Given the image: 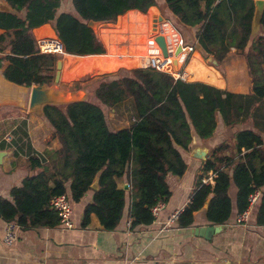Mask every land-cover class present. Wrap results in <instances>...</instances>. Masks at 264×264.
<instances>
[{
	"label": "trees",
	"instance_id": "trees-1",
	"mask_svg": "<svg viewBox=\"0 0 264 264\" xmlns=\"http://www.w3.org/2000/svg\"><path fill=\"white\" fill-rule=\"evenodd\" d=\"M6 1L12 11H0V29L5 31L0 35V67H4L7 81L15 85L30 89L34 84L54 82L58 57L40 54L33 34L35 28L53 24L67 54L105 57L109 53L98 34L88 27L90 20L115 23L120 15L137 10L142 14L130 12L128 17L120 18V26L134 24L145 35L144 22L149 23L157 14L155 6L165 12L164 3L181 23L199 27L200 47L213 55L218 64L232 49L242 55L253 84L248 95L206 84L205 73L215 67L207 66L201 55L193 52L185 69L191 71L190 80L194 82L175 80L152 67L138 68L122 75L100 76L95 95L103 106L89 100L46 106L45 119L60 148L37 153L29 140L27 122H21L14 130L15 154L25 159L30 170L40 171L11 190L13 201L0 198L1 216L23 229L58 226L59 216L50 206L52 196L67 193L73 202H79L96 179L99 188L85 208L84 226L94 213L105 230L116 229L128 192L132 227L152 224L155 217L151 208L159 201L167 202L172 195L168 173L180 177L186 171L180 148L190 149L193 132L201 139H209L217 127V114H221L226 125H233L240 117L255 114L257 104L264 101V34L252 38L255 0H73L79 17L58 13L61 0ZM261 24L264 29V14ZM160 27L174 49L176 39L171 27L166 23ZM109 32V27H104L101 36L106 43L115 44ZM186 55L187 50L183 52ZM142 57L126 56L91 69L112 72L120 67L136 68L142 65ZM180 66L179 63V69ZM211 80L216 81L215 75ZM128 100L134 108L131 124L113 130L106 109ZM235 138L236 159L224 155L227 146L222 145L205 161L204 172L212 170L216 174L214 185L203 183L200 177L190 203L177 219L178 227L192 226L194 213L204 207L211 195L208 221L215 225L226 223L232 211L231 181L238 189L239 213L247 209L250 194L263 190L257 223L264 225V140L249 129L239 131ZM124 177L128 179V190L117 183Z\"/></svg>",
	"mask_w": 264,
	"mask_h": 264
},
{
	"label": "crops",
	"instance_id": "crops-1",
	"mask_svg": "<svg viewBox=\"0 0 264 264\" xmlns=\"http://www.w3.org/2000/svg\"><path fill=\"white\" fill-rule=\"evenodd\" d=\"M2 1L9 7V11H12L8 2ZM163 5L172 21L178 22L186 30L191 28L196 32L199 31V27H190L181 23L179 18L167 8L166 4ZM155 7L157 8V6ZM62 12L79 17L74 8L73 0H61L58 13ZM130 12L142 14L137 10H130L118 17L117 24H113L114 28H109L111 32L108 33V36L115 41V44L112 45L117 44L118 50L131 49L132 45L138 47L135 44V39L132 40L134 31L138 32L136 25L122 23L120 26V18L128 17ZM4 32L0 29V35ZM33 34L36 40L45 37H57L54 25L51 23L35 28ZM263 34L264 29L261 23L257 27H252V38ZM127 39H130L129 43L126 42ZM196 41L198 42V39ZM190 42L194 41L191 40ZM198 48H201L199 43L196 44V49ZM232 54L238 55L235 49H232L228 56ZM241 59L243 61L242 69L248 75L244 82L225 78L223 75L226 72L219 65L218 69L215 68L217 71L210 69L207 71L208 73H205L207 76L206 84L217 85L214 87L233 93L251 94L252 80L243 56ZM6 64L7 62L4 63V66ZM226 65L233 75V67L227 63ZM3 71L4 67H0V152H4L0 163V198L13 201L11 190L20 186L27 176L40 171L39 169L30 170L24 161L25 159H21L15 154L14 130L21 122L26 121L29 140L39 154L59 149L60 142L54 137L53 129L45 118H40L26 111L27 96L30 99L29 88L7 81ZM188 71L192 78L191 71ZM214 75L216 81L211 82ZM116 108L111 109L112 114L117 112ZM256 110L255 114H251L249 117H240L239 121L233 125H226L221 114H217V127L209 139H201L196 132H193L190 149L187 151L180 148L186 163V171L180 177L168 173L167 183L172 195L165 202V206L160 210L152 224L132 227L128 192L127 205L116 229L105 230L94 213L91 214L88 224L84 226L85 208L92 202L94 193L99 188L98 179H96L93 182L96 188L91 186L81 201L73 202V228H64L60 225L56 227L21 228L16 243L7 245L4 242L7 221L0 214V264H264V225L257 223L260 200L251 208L248 221L238 223L237 220L241 213L237 207L238 189L233 181L229 187L232 211L226 223L215 225L207 219L208 207L206 208V205L209 206L213 195L210 196L202 209L194 213L192 226L180 228L177 220L169 222L170 217L176 211L183 210L190 203L200 177L202 176V181L214 173L212 170L204 172L205 161L192 156V146L194 144H208L211 147L208 159L218 147L224 145L227 146V149L224 150L223 154L236 159L238 154H236L235 149V136L239 131L252 130L264 140V101L257 104ZM106 118L113 130L127 128L131 124V121H127L125 122L126 125H122L124 122L118 119L112 121L107 116ZM9 139L12 140L9 141ZM229 171L232 172V166ZM117 183L119 187L129 189L127 177L119 179ZM211 225L220 226V229L211 233L209 238L194 232V228Z\"/></svg>",
	"mask_w": 264,
	"mask_h": 264
},
{
	"label": "rangeland",
	"instance_id": "rangeland-1",
	"mask_svg": "<svg viewBox=\"0 0 264 264\" xmlns=\"http://www.w3.org/2000/svg\"><path fill=\"white\" fill-rule=\"evenodd\" d=\"M157 8H158L157 14L153 15V17L151 18L149 23L146 21L143 24L142 28H143V31L145 32V35L143 34V32H135V31H134L135 34L134 33H133L134 35L132 34V40L135 39V44H137L138 47L132 45L131 49L130 48L127 49V50H130V52H127V50H125V48L122 50H118L117 44L112 45L113 43L112 44L106 43L102 39V36H101L102 29L104 27L114 28L113 24H117V22H118V19H117V22L108 23V25H105L104 23H102L98 27L97 32H96L98 34V37L100 38V40L103 42V44L106 47V53H109V55H107L105 57H96L94 55L79 57L76 55L67 54L65 52H64V54L57 55L58 60H63L62 75H61V79L59 81L58 87L60 89H65L67 91H76V90L86 89L89 91V101H91L95 104H98L100 106H103L102 103L99 101V99H97V97L95 95V88L97 87L98 82L100 80H102L101 77H103V75H108V74L114 75L117 73L122 75V74H125L126 71H130V70L138 69V68H147V67H146V65L145 66L141 65V66L136 67V68L120 67L116 71H112V72H101L100 70L99 71L98 70L92 71L91 68H93L94 66L97 67L98 65H100V66L105 65L106 63H108L110 61H114L115 59H121V58H124L126 56L133 57V56L148 55L149 49L143 51V50L139 49V47L148 46L149 42L153 41L150 38V36L158 33L157 30H153V28H154L153 26L155 24L154 23L155 18H157L159 16H162L165 20L170 21V24L176 29V31L180 34V36H182V38L186 41V43H188L194 47L193 52L194 53L196 52V53L201 55L204 63L207 66H214L215 68L218 69V66L220 65L221 68H223L224 71L226 72V74H224L223 76L225 78H229L230 80H237V81L239 80L241 82H244L247 79L248 75L245 73L244 69H242L243 68V61L241 59L242 56H240V54H238L237 56H234L232 54V55L228 56L221 64H218V63L215 64L213 62V60H215L213 55L206 53L202 48L196 49V44L198 43L196 41L198 32H196L195 30H193L191 28L190 29L187 28V30H186V28L179 25L178 22L172 21L171 17L167 14L166 11L164 12V10H162L159 6H157ZM147 14H148V12L145 13V15H147ZM163 23H164V21H157V24H158L157 27H159ZM139 38H140V40H139ZM146 40H147V42L145 43ZM191 40L194 42H190ZM126 42L129 43L130 39H127ZM132 44H133V42H132ZM114 47H117L118 51H116L114 49ZM186 50H184V51H186ZM191 56H192V54L190 55V58H191ZM226 63L229 64L230 67H233V69H234L233 75H231L229 68L227 67ZM55 71H56V67H55ZM29 91H30V89H29ZM126 102L128 104L127 103L124 105L122 104L119 108H116L117 112L115 114H112L111 109H106V116L108 118H110L112 121H115L118 119L119 121L124 122L122 125H126L125 122H127V121H132V114H133V110H134L132 103H130L132 101H130V102L126 101ZM28 105H29V98L27 96L26 111H28Z\"/></svg>",
	"mask_w": 264,
	"mask_h": 264
},
{
	"label": "built area",
	"instance_id": "built-area-1",
	"mask_svg": "<svg viewBox=\"0 0 264 264\" xmlns=\"http://www.w3.org/2000/svg\"><path fill=\"white\" fill-rule=\"evenodd\" d=\"M221 1L222 0H215V3H219ZM161 21H164L166 25L171 27V30L173 31V37L176 39L174 42L176 46L173 49L172 42L170 38L166 36L164 29L161 28L160 26L157 27L158 33L150 36V38L153 40L152 42L154 43L151 42L148 45V47H150V51L148 50V55L145 58L146 60L145 65L146 67H152L156 69L157 71L167 73L171 75L175 80L177 79L185 80L186 78L184 77V74H185L184 70H185V67L188 61L190 60V55L194 51V47L186 43V41L182 38V36H180V34L176 31V29L170 24V21H167L164 18ZM157 36H162L164 38L166 47H167V52H168L167 56L164 55L161 46L157 42L156 40ZM37 45H38L40 54H48V55L50 54V55L57 56L60 54H64L65 52L63 43L58 37L41 38L37 40ZM179 47H181V51L177 53V50ZM186 49H187V55L186 57H184L183 52ZM178 56L181 57V60L179 61L177 58L173 60L170 59V58L178 57ZM175 61L177 62L178 65L179 63L181 65L179 70L178 68H175V65H174ZM11 140L12 139H9V141ZM215 176H216L215 172L211 173L207 178L203 179L202 182L205 184L214 185ZM261 195H262V191L260 189H257L252 194H250L249 205L247 209L239 215L238 220H237L238 223H246L248 221L250 210L252 207H254L259 202V200L261 199ZM50 206L53 210L57 212L59 216L60 226L64 228L74 227L73 201L71 200L70 196L67 193H59V194L53 195L50 200ZM164 206H165V202L159 201L151 208V212L155 218L158 216L160 210ZM182 211L183 210L176 211L172 215V217H170L171 219H169V222L177 220ZM6 226L7 227L5 229L4 242L7 245H12L16 243L18 239L19 231L21 230L22 227L15 221L7 222Z\"/></svg>",
	"mask_w": 264,
	"mask_h": 264
},
{
	"label": "water",
	"instance_id": "water-1",
	"mask_svg": "<svg viewBox=\"0 0 264 264\" xmlns=\"http://www.w3.org/2000/svg\"><path fill=\"white\" fill-rule=\"evenodd\" d=\"M9 7L0 0V11H9ZM264 14V0H255V14L253 19V26H259ZM163 20L162 16L155 18L153 30H157V21ZM103 22L90 20L87 24L93 31L97 32L98 27ZM107 25V23H104ZM157 42L161 46L165 56L168 55L165 40L162 36L156 37ZM181 51V47L178 48L177 53ZM8 52V51H7ZM217 64L216 60H213ZM175 68L177 67V62H174ZM63 60H58L56 64V73L54 82L52 84H34L30 88V99L28 105V112L35 114L40 118H45V107L46 106H67L77 102H84L89 100V91L86 89L67 91L65 89H60L58 87L59 81L62 75ZM211 152V147L208 144H194L191 148L192 156L198 160L206 161L209 153ZM4 155V152H0V163ZM92 188H96V185L92 184ZM128 187V186H127ZM208 205H206V208ZM220 226H205L194 228V232L197 235L209 238L211 233L217 232Z\"/></svg>",
	"mask_w": 264,
	"mask_h": 264
},
{
	"label": "bare ground",
	"instance_id": "bare-ground-1",
	"mask_svg": "<svg viewBox=\"0 0 264 264\" xmlns=\"http://www.w3.org/2000/svg\"><path fill=\"white\" fill-rule=\"evenodd\" d=\"M114 49L116 50V51H118L117 50V47H114ZM136 49V48H135ZM139 49H141V50H147V49H149L150 50V47H148V46H143V47H139ZM183 52V51H182ZM147 57V55H145V56H143L142 57V66H145V62H146V60H145V58ZM179 57V56H178ZM178 57H176L177 59H178ZM178 65V64H177ZM178 67V69H179V65L177 66ZM185 71V74H184V77L186 78V79H191V75H190V72L188 71V70H184Z\"/></svg>",
	"mask_w": 264,
	"mask_h": 264
}]
</instances>
